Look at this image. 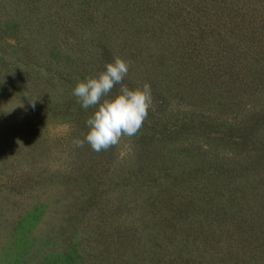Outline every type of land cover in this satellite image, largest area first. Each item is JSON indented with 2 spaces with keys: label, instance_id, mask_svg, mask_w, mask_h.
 Listing matches in <instances>:
<instances>
[{
  "label": "rangeland",
  "instance_id": "obj_1",
  "mask_svg": "<svg viewBox=\"0 0 264 264\" xmlns=\"http://www.w3.org/2000/svg\"><path fill=\"white\" fill-rule=\"evenodd\" d=\"M108 11L101 0H0V264H126V260L144 264L147 254L163 247L173 257L181 255L178 247L192 251L194 257L185 264H204L189 248L195 239L189 229L194 224L189 223L198 214L211 223L208 239L202 242L201 233L196 246L207 264L211 255L217 258L214 264H222L229 255L232 260L227 264H264V153L255 154L252 142L251 151L232 150L226 144L214 155L216 143L201 131L205 125H199L206 112L197 92L163 90L167 99L159 103L153 95L155 101L138 133L107 151L75 143L84 140L86 121L95 108L84 109L73 89L102 72L101 62L92 55L100 59L97 45L102 47L100 40L107 39L100 31L106 28ZM145 54L150 51L142 50ZM127 79L135 78L128 72L124 84ZM263 131L258 133L264 137ZM206 139L211 149L204 157L192 152L205 148ZM193 160L199 161L197 167L203 163L210 170L215 169L211 162L218 169L220 161L229 163L234 167L228 171L230 184L216 187L213 179H206L205 190L194 184L173 186L172 174ZM98 164L102 166L96 172ZM216 171L208 175L217 179ZM87 183L96 192L93 200H88L92 193L87 192L75 202L84 209L91 204L94 226L77 234L71 225L66 227L67 219L76 214L68 189L75 185L82 191ZM111 186L112 196L106 191ZM171 187L178 188L170 191L174 204L186 199L200 208L189 205L191 209H178L180 215L167 220L161 211L152 219L155 214L148 211L154 208L147 203L153 197L166 200L161 191ZM135 191H140L139 197ZM121 199H126V211L117 205ZM229 199L245 211L239 213V206L232 209ZM108 203L113 224L102 222L94 209ZM40 207H45L42 216ZM235 213L242 219L229 218ZM226 219L231 222H221ZM152 227L158 243L149 240ZM127 229L132 231L125 233ZM106 233L113 236L106 238ZM167 260L163 253V263Z\"/></svg>",
  "mask_w": 264,
  "mask_h": 264
},
{
  "label": "trees",
  "instance_id": "obj_2",
  "mask_svg": "<svg viewBox=\"0 0 264 264\" xmlns=\"http://www.w3.org/2000/svg\"><path fill=\"white\" fill-rule=\"evenodd\" d=\"M101 1L105 2L109 8L110 17L104 19L106 28L100 31L107 39L100 40L102 47L97 45L100 59L95 55L92 56L95 57L96 62H101L102 71L105 70L107 63L114 61L115 57L118 56L124 60L126 58L130 64L129 73L135 78L133 82L127 79L126 85L134 89L148 83L151 86V95H154L158 103L167 99L162 93L163 90L197 92L201 96L200 103L206 112V115H200L203 119L198 123L201 127L205 125L201 131L209 134L208 137L215 141L214 155H217L219 148H224L226 144L227 148L232 150L243 148L251 151L253 142L257 146L254 153L261 157L264 153V137L258 132L261 129L264 130V0ZM142 50H148L150 54L142 56ZM119 88L120 85H116L112 94L115 95ZM154 91L161 92L155 94ZM152 100L155 101L153 98ZM227 121L230 123L228 126L222 124ZM192 122H194L193 116L189 118L190 126ZM221 125L227 126L225 130L221 128ZM207 139L205 148L195 147L192 152L204 157L211 149L210 145L207 146ZM191 162L192 165L189 167H184L179 170V173L172 174V182L176 180L173 186L194 184L193 187L205 190L206 179H213L212 185L216 187L230 184L229 177L232 174L228 171L233 170L234 167L229 163L220 161L218 169L216 164L213 167L215 161L211 162L212 168L215 169L210 170L203 163L197 167L199 161ZM101 166L98 164L94 170L99 171L98 168ZM186 169H189L188 173L185 172ZM216 169L219 171V176L214 179L208 174L217 172ZM72 186L74 187L68 189L71 197L68 200H71L76 214L67 219L69 222L66 227L71 225V231L73 230L74 233L77 231L79 234L84 233L85 229L89 230L94 226V222L89 218L91 204L84 209L81 203L75 201L84 197L87 192L92 193L88 200H93L96 192L93 190L92 183L85 184L82 191H78L75 185ZM175 189L178 188L171 187L161 191L164 198L168 196L166 200L160 201L157 197H153L147 203L149 207L154 208L148 211L155 214V217L150 215L152 219L159 218L161 211L166 213L162 219L167 220L179 216L180 210L191 209L189 205L199 207L192 200L186 199L181 202L182 204H174L173 202L176 201L170 191ZM113 190H115L114 186L106 189L110 195ZM139 193L140 191H135L134 196L139 197ZM179 195L181 193H178V197ZM220 197L223 198L221 195ZM107 202H110V197ZM120 203H117L119 209L126 211L129 208L126 207V199H121ZM227 203L232 209L239 206L234 199H229ZM94 209L99 212L102 222L113 224L112 203L105 206L99 205ZM38 210L42 216L45 207H40ZM215 210L218 211L219 208ZM236 210L239 213L245 211L241 205ZM234 215L236 213L229 218L235 217ZM132 216L129 215L131 218ZM233 219L238 221L242 217ZM206 220L207 217L204 214H198L192 216L189 223L194 224V227L189 229L195 238L189 248L196 251V258L204 264L207 262L196 246L197 237L201 233H203L202 242L204 238L208 239L211 223ZM230 220L221 222L227 224L231 222ZM153 228L150 229L152 233L149 240L152 243H158L155 236L156 226L155 230ZM129 231L132 230L127 229L125 233ZM222 233L231 237L229 232L222 231ZM106 234V238L113 236L112 233ZM115 238H117L116 235ZM122 244L125 247L127 241ZM119 246L121 248L120 244ZM165 248L154 252L152 251L155 248L143 250L152 252L145 256L144 264H185L195 255L192 251L186 252L178 247L177 250L181 255L178 253L177 257H173L169 250H164ZM163 253H166L168 257L167 263H163ZM129 254L133 258L139 257L133 253ZM211 257V264L217 262L216 257L213 255ZM231 257L229 255L228 260L223 258L222 264L231 263ZM133 262L141 264L136 260ZM126 264H131L130 260H126Z\"/></svg>",
  "mask_w": 264,
  "mask_h": 264
},
{
  "label": "clouds",
  "instance_id": "obj_3",
  "mask_svg": "<svg viewBox=\"0 0 264 264\" xmlns=\"http://www.w3.org/2000/svg\"><path fill=\"white\" fill-rule=\"evenodd\" d=\"M128 61L115 57L105 65L98 76L80 81L73 89V95L84 109L95 108L86 121L88 132L84 140H77L82 147L87 142L93 151H107L118 146L124 137H133L142 128L152 106L151 86L130 89L123 83L129 72ZM116 85L118 92L110 93Z\"/></svg>",
  "mask_w": 264,
  "mask_h": 264
}]
</instances>
